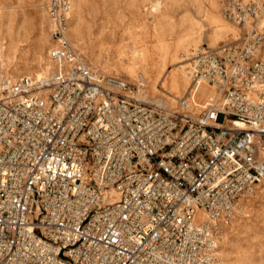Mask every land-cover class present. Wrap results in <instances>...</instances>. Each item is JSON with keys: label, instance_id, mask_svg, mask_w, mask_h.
Here are the masks:
<instances>
[{"label": "built area", "instance_id": "2783aa9c", "mask_svg": "<svg viewBox=\"0 0 264 264\" xmlns=\"http://www.w3.org/2000/svg\"><path fill=\"white\" fill-rule=\"evenodd\" d=\"M74 2L44 0L47 78L0 83V264H213L264 184V0H220L242 35L194 52L199 113L89 65Z\"/></svg>", "mask_w": 264, "mask_h": 264}, {"label": "rangeland", "instance_id": "374dc122", "mask_svg": "<svg viewBox=\"0 0 264 264\" xmlns=\"http://www.w3.org/2000/svg\"><path fill=\"white\" fill-rule=\"evenodd\" d=\"M69 39L94 69L125 79L144 101L199 113L214 96L188 77L192 52L242 35L220 0H75ZM44 0H0V76L38 78L50 65ZM213 264H264V184L242 203Z\"/></svg>", "mask_w": 264, "mask_h": 264}, {"label": "bare ground", "instance_id": "6f19581e", "mask_svg": "<svg viewBox=\"0 0 264 264\" xmlns=\"http://www.w3.org/2000/svg\"><path fill=\"white\" fill-rule=\"evenodd\" d=\"M73 12H74V9H73ZM72 15H73V13H72ZM72 17V16H71ZM70 24H71V22H70ZM69 31H70V28H69ZM68 37H69V32H68ZM71 41V40H70ZM202 48V47H201ZM200 48H198L197 50H199ZM197 50H195V51H197ZM195 51H193L192 52V56H193V54H194V52ZM192 56H191V59H192ZM50 61V60H49ZM191 61V60H190ZM50 63V65H48V67L47 68H45L44 70H43V72H42V74H41V76L40 77H38V78H35V79H38V80H42V79H46L47 78V73H48V71H49V69L52 67V63L51 62H49ZM190 68V67H189ZM189 68H188V77H189V79H190V76H189ZM26 77H32V76H26ZM21 78V77H20ZM32 78H34V77H32ZM19 79V78H18ZM2 80H6V81H8V82H14V81H16V80H14V81H12L11 79H9L8 77H6V76H0V83L2 82ZM213 92H214V90H213ZM139 96H143V95H141L140 94V92H139ZM214 96H215V92H214ZM213 96V97H214ZM141 98V97H140ZM141 100H143L142 98H141ZM144 101V100H143ZM151 103H154V104H157V105H160V106H164V107H168L167 106V103L166 102H164V101H162V100H158V101H153V102H151ZM241 209H243V207H241ZM239 215L240 216H242V215H244V213H242L241 211L239 212ZM226 236V235H225ZM225 236H224V238H225ZM223 238V239H224Z\"/></svg>", "mask_w": 264, "mask_h": 264}]
</instances>
